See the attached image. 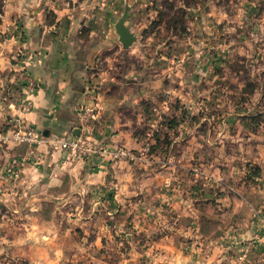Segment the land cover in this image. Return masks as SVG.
Returning a JSON list of instances; mask_svg holds the SVG:
<instances>
[{
    "label": "clouds",
    "instance_id": "9594fccd",
    "mask_svg": "<svg viewBox=\"0 0 264 264\" xmlns=\"http://www.w3.org/2000/svg\"><path fill=\"white\" fill-rule=\"evenodd\" d=\"M72 3L0 0V264H264L253 250L264 247V124L243 128L264 116L245 112L264 101V6L201 0L187 9L197 16L190 35L171 48L168 35L145 33L156 13L138 18L133 62L148 79L133 105L155 107L135 128L118 119L102 128L103 98L78 111L65 94L57 111L58 89L49 95L38 71L52 48L36 54L33 31L95 6ZM212 52L238 59L250 81L217 83ZM157 133L165 143L153 152Z\"/></svg>",
    "mask_w": 264,
    "mask_h": 264
},
{
    "label": "crops",
    "instance_id": "0c3cea01",
    "mask_svg": "<svg viewBox=\"0 0 264 264\" xmlns=\"http://www.w3.org/2000/svg\"><path fill=\"white\" fill-rule=\"evenodd\" d=\"M155 1L136 0V3H133V0H95V6L88 10L86 16L77 14L72 20L65 17L47 35H43L42 30L33 31L32 38L35 44L42 45L36 54L43 51V47L51 46L52 48L51 53L43 51L40 58L44 60V63L38 71L50 82L47 86L49 95L53 90L58 89L53 101L57 111L60 110L61 97L67 94L68 102L73 103L77 108L86 105L89 100L96 103L98 98H103L108 106V112L105 113L104 124L100 125L102 128L107 127L114 119L121 122L131 121L132 127L135 128V121L142 111L149 119L151 118L150 105L155 107L151 99L142 100L140 105H133V99H142L145 96L147 90L143 88V83L148 77L139 79L143 73L140 65L133 62L132 53L135 45L129 49L122 48L115 27L128 7L131 8L128 16L130 20L136 21L149 13H155L161 7L159 2L155 3ZM65 2L69 7L78 8L72 0H65ZM80 2L82 3L83 0ZM89 4H93V0H89ZM139 4H147V7L138 11ZM60 6L56 4L57 8ZM153 23L154 19L150 25ZM140 25L142 26L137 23V26ZM20 27L23 28V24ZM127 54L129 56L126 57ZM131 73H135V76H130ZM102 80L103 83H101ZM59 85L63 87L58 88ZM45 86L39 83V87ZM125 95L130 98L125 104L120 105L119 101L123 100ZM47 119L51 121L53 117L49 116ZM56 119L70 126V122L63 120L62 116ZM167 119L166 117L165 121ZM179 120L178 115L171 126L175 127ZM164 126L168 127V124L165 123ZM159 136L161 135L157 133L155 140ZM157 149L158 146H154L152 151L155 152ZM113 196V193H108L107 199L111 201ZM113 207H115L114 204ZM253 250L257 255L264 253L262 246H257Z\"/></svg>",
    "mask_w": 264,
    "mask_h": 264
},
{
    "label": "rangeland",
    "instance_id": "374dc122",
    "mask_svg": "<svg viewBox=\"0 0 264 264\" xmlns=\"http://www.w3.org/2000/svg\"><path fill=\"white\" fill-rule=\"evenodd\" d=\"M156 2H159L161 7L155 12L156 16L154 17V24L149 25V28L145 29V33L146 35L151 34L153 36L168 35L170 37L168 46L169 48L174 47L172 41L175 40L178 35L181 39L184 35H190V33L187 32V25L189 21L195 20L197 16L196 14L187 11V9L195 7L197 4L201 3V0H156L155 3ZM181 3H183L184 7L180 6ZM260 6H264V0H259L258 7ZM205 11H208V9L205 8ZM252 11L256 12L257 10L252 9ZM126 26L132 33H134L136 36H139V29L142 26H137L135 20H130L128 18ZM222 30L223 26L221 25L219 31ZM127 56H129V54H127L126 57ZM234 63L236 65V70L233 68ZM209 64L213 67L214 74L220 77V80H218L217 83H220L222 80H224L225 76L232 80L233 84H235L237 78L242 80L245 84L250 81L248 70L244 64L239 63L238 59L235 62L229 61L225 58V56H222L216 52H212L210 54ZM205 70L207 71V68ZM251 87V84L246 85L244 92H249ZM240 94L241 93H237V98H239ZM261 104L262 106H260L258 109L246 108L245 112H254L256 110L264 112V101H262ZM240 106L244 107L243 104ZM257 121H260V124H258ZM230 122L233 124L236 123V121ZM261 124H264V116H255L253 119L245 121L243 123V128L245 132H247L252 127L260 128ZM261 131H264V128H261ZM163 143H165V141H163L162 137L159 136V138L156 139L155 145L156 147L158 146L157 151L162 147ZM193 192L199 193L200 189L198 187H194ZM205 195L210 196L211 194L206 193ZM80 234L83 235L82 232H80Z\"/></svg>",
    "mask_w": 264,
    "mask_h": 264
},
{
    "label": "water",
    "instance_id": "95a60500",
    "mask_svg": "<svg viewBox=\"0 0 264 264\" xmlns=\"http://www.w3.org/2000/svg\"><path fill=\"white\" fill-rule=\"evenodd\" d=\"M130 12H131V8L128 7L124 16L122 17L120 22L115 27L116 34L119 36V41L122 44V47L125 49L131 48V47H129L130 45L134 46L133 41H134V39L138 38V36H136L134 33H132L126 26Z\"/></svg>",
    "mask_w": 264,
    "mask_h": 264
},
{
    "label": "built area",
    "instance_id": "2783aa9c",
    "mask_svg": "<svg viewBox=\"0 0 264 264\" xmlns=\"http://www.w3.org/2000/svg\"><path fill=\"white\" fill-rule=\"evenodd\" d=\"M25 75L26 76H32V74L30 73V72H27V73H25ZM23 83H26V82H23ZM36 87H39V83H37L36 84ZM86 105H81V106H79L77 109H78V111H79V109H81V108H83V107H85ZM82 114V113H81Z\"/></svg>",
    "mask_w": 264,
    "mask_h": 264
},
{
    "label": "trees",
    "instance_id": "16d2710c",
    "mask_svg": "<svg viewBox=\"0 0 264 264\" xmlns=\"http://www.w3.org/2000/svg\"><path fill=\"white\" fill-rule=\"evenodd\" d=\"M154 24V23H153Z\"/></svg>",
    "mask_w": 264,
    "mask_h": 264
}]
</instances>
